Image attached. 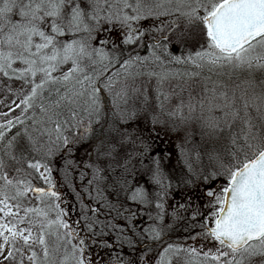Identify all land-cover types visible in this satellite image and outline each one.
<instances>
[{"label": "snow or ice", "instance_id": "obj_1", "mask_svg": "<svg viewBox=\"0 0 264 264\" xmlns=\"http://www.w3.org/2000/svg\"><path fill=\"white\" fill-rule=\"evenodd\" d=\"M0 92V264H264V0H0Z\"/></svg>", "mask_w": 264, "mask_h": 264}, {"label": "rangeland", "instance_id": "obj_2", "mask_svg": "<svg viewBox=\"0 0 264 264\" xmlns=\"http://www.w3.org/2000/svg\"><path fill=\"white\" fill-rule=\"evenodd\" d=\"M115 38V37H113ZM18 87L17 84H13V88H16ZM15 97L12 96V95H7V98L5 99V93L4 92H0V100L4 101L3 104H0V112H6L8 111L9 109L7 107H5V104H11L12 100L14 99ZM17 103H19V101L17 100L16 101ZM19 112V109L16 110V113ZM16 113H13V115H15ZM157 145H158V149L157 150H160V151H168V152H171L173 154V157L176 158V154H177V151H176V146L177 144L179 143L177 137L175 135H161V138L156 141ZM174 163H175V159H173ZM57 173L53 172V177H54V180L56 181V185H57V188H58V177L56 176ZM204 190V186L201 185L199 189L196 190V192L194 193V197L195 195H198L200 192H203ZM177 199H180L179 196H177ZM69 201V204L68 205H63V206H66V207H69L71 209V206H75V203L74 201ZM33 204L36 203L35 200L32 201ZM70 217L72 219H75V218H78V212L76 211H71L70 210ZM146 219L144 218V223H143V227H146L147 224L149 223V221H145ZM141 223V220L139 221ZM139 223V224H140ZM198 243V242H197Z\"/></svg>", "mask_w": 264, "mask_h": 264}, {"label": "trees", "instance_id": "obj_3", "mask_svg": "<svg viewBox=\"0 0 264 264\" xmlns=\"http://www.w3.org/2000/svg\"><path fill=\"white\" fill-rule=\"evenodd\" d=\"M173 155V154H172ZM173 159H175L174 157H173ZM63 162L61 161L60 162V164H62ZM173 163H174V161H173ZM60 165H56L55 167L56 168H58ZM55 172L57 173V177H58V183H59V185H58V190L63 194V196L67 199V200H70L71 202L72 201H74V203H75V208L77 209L76 210V212H78V209H79V202L77 201V199H76V197H75V194H74V192L67 186V184L64 182V180H63V174L60 172V171H56L55 170ZM76 184L78 185V183H79V180H78V177H77V179H76ZM146 219V218H145ZM144 219H141V223L139 224L138 223V227H141V228H143V223H144V221H143ZM145 221H147V219L145 220Z\"/></svg>", "mask_w": 264, "mask_h": 264}]
</instances>
